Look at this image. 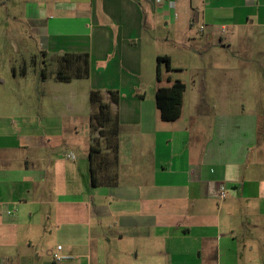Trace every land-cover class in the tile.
Segmentation results:
<instances>
[{
    "label": "crops",
    "instance_id": "obj_1",
    "mask_svg": "<svg viewBox=\"0 0 264 264\" xmlns=\"http://www.w3.org/2000/svg\"><path fill=\"white\" fill-rule=\"evenodd\" d=\"M173 1L170 7L157 0H0V264H93L92 233L102 232L99 244L111 226L119 252L134 260L124 264L140 257L157 264L169 255L176 264H264V0ZM212 45L219 63L211 62L209 97L202 77L192 102L197 112L185 119L182 97L179 117L163 120L155 90L178 78L163 76L162 62L157 78V56L169 58L170 70L186 67L174 57H196L191 70L199 72L197 50ZM37 52L43 65L84 55L88 96L100 90L120 124L112 167L96 168L101 152L95 155L93 190L79 199L71 194L75 163H61L57 146L35 140L63 131L66 115L34 118L17 100V88H24L25 105L31 103ZM147 55L156 79L152 99L133 91ZM46 78L43 72L41 100L49 94L75 112L77 78ZM108 90L118 92L116 103ZM67 127L75 133L74 122ZM221 185L224 199L217 195ZM46 203L56 210L39 216ZM48 224L63 238L51 254L61 246L81 262L45 261L40 243ZM161 233L172 240L163 253L154 246Z\"/></svg>",
    "mask_w": 264,
    "mask_h": 264
},
{
    "label": "rangeland",
    "instance_id": "obj_2",
    "mask_svg": "<svg viewBox=\"0 0 264 264\" xmlns=\"http://www.w3.org/2000/svg\"><path fill=\"white\" fill-rule=\"evenodd\" d=\"M4 1V0H1ZM1 4V2H0ZM36 43V42H34ZM38 43V42H37ZM162 47H165V44H161ZM160 47V45H159ZM217 50H215L214 45H212L209 49H199L197 50L198 53H202L201 55L203 56L202 58H199V65L201 67V70L199 72L191 70L192 66H197V58H181V57H174V64L182 63V65H185L186 67L181 70H169L168 72L165 69V63H161V73L162 75H166L167 73L171 75L172 78H178L181 79L186 83V89L183 95V101H184V114L186 116L185 119L188 120L187 114L188 113H196L197 112V107L196 109L192 107V102L193 99L196 98L198 91H201L200 89V82L202 77H205L206 81H208V88L206 90V96L209 97V94L212 92V79L209 76L213 75V71L216 70L214 69V66H211L212 61L218 62L219 58L216 53ZM37 57H35V66L32 68L35 71L34 76H29L28 82L30 83V92L33 93V97L31 100V103L29 102V105H25L27 103V97L26 93L24 91V88L18 89V94H17V100L20 103H24L23 107L25 109V112H28L29 115H31L34 118H38L42 115H46L47 113H53V114H62V116L66 115V119H64V123L66 128L63 129V131H57L54 137H39L36 136L35 140L38 142V145H40L41 142L44 141L48 142L52 146H57V148L60 150L61 156L64 157L62 159L61 163H65V165L74 162L75 165V171H76V178L74 181H71L70 185L74 188L72 195H75L78 197L85 196L86 194L88 195L89 190H93L91 187V179L92 175L90 174V165H91V160L87 159V151L89 150V145L94 144L95 146L101 147L102 151L99 154L98 159L96 160V168H101L102 169H108L112 167L114 163V153L109 150L106 151L104 144H100L102 141V137L100 135L101 129L99 128V125L97 124V121L93 120V125L91 127L90 125V116L93 112H96L97 107L95 105H92L89 96H88V88L90 87V80L85 79L87 76H84L83 79L77 78V81H75V86H73L74 91L76 92L77 95V101L74 104L75 112L71 109H67L64 104H54L55 102L52 101L50 98V95H46V98L42 101L41 100V93L43 91V79H42V73L44 72L45 76L47 77V81H51V78H55L57 74V64L60 65V69L64 74L67 75H76V73H82L84 70V63L83 59L81 57H71L68 61V59L62 58V62L58 63L56 60H48L50 61L48 64L43 65L41 62V55L40 52H37ZM224 61L228 62L229 59L224 58ZM145 62H146V69L145 71L141 74L140 78V83L138 86V90L134 89L135 92H140L146 94V98H151L153 97L154 93V83L156 81L155 75H154V68H153V61L152 57H148V55L145 57ZM219 63V62H218ZM26 82V81H25ZM24 82V84H25ZM24 86V85H23ZM22 86V87H23ZM34 86V87H33ZM33 89H32V88ZM67 90L69 88L66 87ZM30 99V98H29ZM47 102V103H46ZM201 108L203 107L202 105L204 104L201 101ZM91 111H93L91 113ZM91 113V114H90ZM112 115L114 116L115 114L112 112ZM63 118V117H62ZM113 119V118H112ZM74 122L76 126V131L75 133L71 130L69 131L67 127ZM63 123V122H62ZM72 127V125H71ZM110 128V125L106 126L102 130L105 132L108 131ZM39 129V128H38ZM45 132L39 131L37 134L39 135H45ZM94 135V136H93ZM70 149L73 153L74 159L71 161L70 159L66 158V153H70ZM87 150V151H86ZM86 155V156H85ZM98 155V153H97ZM68 157V156H67ZM85 158V159H84ZM70 160V161H68ZM93 162V161H92ZM98 163V164H97ZM73 164V163H71ZM95 165V163L93 162ZM101 176V175H100ZM104 177H101V179ZM60 186H62L64 183L61 181L59 182ZM107 186V185H106ZM108 187V186H107ZM92 188V189H91ZM95 190V189H94ZM57 208L56 205H51L50 203H46L42 207L38 208L39 216L40 213L44 211H48L49 209L51 211H55ZM92 209V207H91ZM105 225L108 224V222H104ZM110 225L111 222H109ZM52 229V225L48 224L47 226V231L44 233V237L41 244V247H44V256L45 261H49L52 259V254H51V249L55 248L58 243L63 242V238L61 236H57L55 234H50V230ZM105 234L110 235V238L108 240H98L96 239L97 236H100L101 233H96L95 231L92 233V239L90 241V244L92 245V261L93 264H100L97 260L103 259L101 264H124L125 262L130 263L132 258L123 256L120 252V244L118 241L115 240L113 237V234H116V229H114L112 226L111 228H106L105 229ZM166 233H161L158 237V239L155 241L156 246V251H167L169 246L172 243L171 239H168L165 237ZM151 242V246L153 245V242ZM145 240L142 239L141 243L139 244V249L143 250ZM42 251V250H40ZM64 254V253H63ZM85 255V254H83ZM134 255V254H133ZM67 256V255H66ZM163 257V255L161 254ZM69 259H65V261H70V262H81L82 258L78 257L74 260H71L70 258L72 256H67ZM142 257L136 261V263L133 264H143L142 262ZM165 258V257H163ZM48 259V260H47ZM167 259H170L168 261ZM53 260V259H52ZM199 261V259H198ZM157 264H176V257L173 255H169L165 259H161L159 263Z\"/></svg>",
    "mask_w": 264,
    "mask_h": 264
},
{
    "label": "trees",
    "instance_id": "obj_3",
    "mask_svg": "<svg viewBox=\"0 0 264 264\" xmlns=\"http://www.w3.org/2000/svg\"><path fill=\"white\" fill-rule=\"evenodd\" d=\"M73 57H81L84 63V70L80 74L76 73V75H67L64 74L61 69L57 71L55 79L58 81H69L72 78H81L87 75V59L82 54H75ZM65 59V58H64ZM157 67H156V76L159 79L160 71H159V63L165 62L167 69L170 70L169 67V58L157 56ZM185 90V84L176 79L172 81L167 86H158L155 90V102L156 106L160 111V117L163 120L171 121L175 120L179 117L181 112L182 105V97L183 92ZM110 95V100L112 102L118 101V92L115 90H108ZM89 99L92 105L97 107L96 112H93L90 116V125L92 127L93 120L97 121L99 128L101 129L100 135L102 137V141L100 144H104L105 150H111L114 153V159L116 158V153L118 149V134L120 131V124L116 115H112V111L110 109V105L107 102L102 100V95L100 94V90L93 89L89 93ZM113 118V119H112ZM110 125L108 131L102 130L106 126ZM101 146V145H100ZM97 147L94 144L90 146L89 157L91 160L92 170H93V158L97 153L99 154L102 149L101 147ZM90 165V167H91ZM92 181L95 180V174L92 172Z\"/></svg>",
    "mask_w": 264,
    "mask_h": 264
},
{
    "label": "built area",
    "instance_id": "obj_4",
    "mask_svg": "<svg viewBox=\"0 0 264 264\" xmlns=\"http://www.w3.org/2000/svg\"><path fill=\"white\" fill-rule=\"evenodd\" d=\"M158 2H163L165 4H167L168 6L170 7H173L174 6V1L173 0H157ZM202 28V27H200ZM68 157H71L73 158V155L71 153H68L67 154ZM218 197L221 198V199H224L226 197V189L224 187V185H221L219 188H218ZM61 246H57L56 250L52 253V259L54 262H61L63 260H65L67 257L65 255H63L61 252Z\"/></svg>",
    "mask_w": 264,
    "mask_h": 264
}]
</instances>
